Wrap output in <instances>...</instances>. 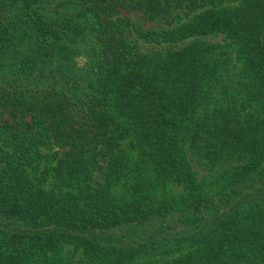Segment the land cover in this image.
Here are the masks:
<instances>
[{
  "label": "trees",
  "instance_id": "obj_1",
  "mask_svg": "<svg viewBox=\"0 0 264 264\" xmlns=\"http://www.w3.org/2000/svg\"><path fill=\"white\" fill-rule=\"evenodd\" d=\"M0 264H264V0H0Z\"/></svg>",
  "mask_w": 264,
  "mask_h": 264
},
{
  "label": "rangeland",
  "instance_id": "obj_2",
  "mask_svg": "<svg viewBox=\"0 0 264 264\" xmlns=\"http://www.w3.org/2000/svg\"><path fill=\"white\" fill-rule=\"evenodd\" d=\"M196 12H198V11H196ZM190 17H191V15L188 14L186 12V10H184V9L173 10L171 12V14L164 16V17H161V18L157 19L156 21H152V22L143 20L141 15L135 11H122L118 15V19L124 20V21H129L133 25L140 26L143 29H147V30H150V29L160 30V29L174 27V26H177V25H180V24L186 22ZM125 35H126L127 39L130 41V43L134 46H137L138 50H140L143 53H150V52L152 53L154 51L159 50L157 48H153L152 46H148L147 44L143 43L142 40L138 39L136 36L131 34L129 30H126ZM198 40L212 44V43L221 42L222 38L221 37H217V38L208 37V38H203V39L201 38ZM189 42H185V43L181 44L180 46H183ZM193 167H194V170L196 171V173L198 174L199 179H203V178L207 179V176H208V178H210L213 175H216V173H217V169H211L208 166L198 164L196 161H195V163H193ZM94 177L99 182L102 180L101 174L99 171H96V173L94 174Z\"/></svg>",
  "mask_w": 264,
  "mask_h": 264
}]
</instances>
